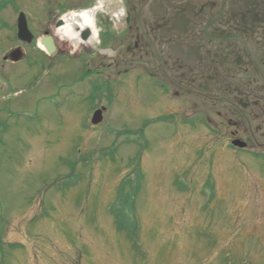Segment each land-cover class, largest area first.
I'll list each match as a JSON object with an SVG mask.
<instances>
[{"label": "rangeland", "instance_id": "rangeland-1", "mask_svg": "<svg viewBox=\"0 0 264 264\" xmlns=\"http://www.w3.org/2000/svg\"><path fill=\"white\" fill-rule=\"evenodd\" d=\"M45 59L0 70V264H264L263 160L162 121L153 93L86 128L81 72Z\"/></svg>", "mask_w": 264, "mask_h": 264}, {"label": "flooded vegetation", "instance_id": "flooded-vegetation-1", "mask_svg": "<svg viewBox=\"0 0 264 264\" xmlns=\"http://www.w3.org/2000/svg\"><path fill=\"white\" fill-rule=\"evenodd\" d=\"M21 18L31 41L19 38ZM49 37L55 67L69 62L100 97V124L110 93H153L160 118L201 124L209 147L264 161V0H0L2 68L16 47L45 61Z\"/></svg>", "mask_w": 264, "mask_h": 264}, {"label": "water", "instance_id": "water-1", "mask_svg": "<svg viewBox=\"0 0 264 264\" xmlns=\"http://www.w3.org/2000/svg\"><path fill=\"white\" fill-rule=\"evenodd\" d=\"M26 34H29V29H28L27 23H26L25 19H24V21L20 20L19 21V36L21 37V39H27V38H25ZM45 43H46L47 47L49 46L50 52H52L53 51V43H52L51 39L46 40ZM24 56H25V53L22 50L15 49V50L10 52L8 57H10L11 59H13L15 61H18V60L24 58ZM97 113L99 114V113H101V111L98 110L96 112V114L93 118V122H95V123H97L99 121V119H96Z\"/></svg>", "mask_w": 264, "mask_h": 264}, {"label": "trees", "instance_id": "trees-1", "mask_svg": "<svg viewBox=\"0 0 264 264\" xmlns=\"http://www.w3.org/2000/svg\"><path fill=\"white\" fill-rule=\"evenodd\" d=\"M128 178V177H127ZM126 179V178H125ZM125 179H123L122 180V183L120 184V187H119V193H120V196L121 195H123V192H124V185H125V183H126V180ZM125 180V181H124ZM115 220H116V222H117V224L119 225V228L120 229H123L124 228V225H123V223L121 222V220H120V218H119V215H116L115 216ZM126 230V232H127V234L128 235H133V233H132V229L131 228H129V229H125Z\"/></svg>", "mask_w": 264, "mask_h": 264}, {"label": "bare ground", "instance_id": "bare-ground-1", "mask_svg": "<svg viewBox=\"0 0 264 264\" xmlns=\"http://www.w3.org/2000/svg\"><path fill=\"white\" fill-rule=\"evenodd\" d=\"M82 20L85 22V24H89V19L86 16H82ZM64 31L67 38H71L72 40L76 39L75 33L71 28L65 27Z\"/></svg>", "mask_w": 264, "mask_h": 264}]
</instances>
